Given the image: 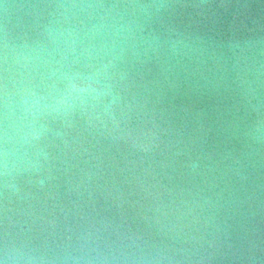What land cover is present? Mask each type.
Instances as JSON below:
<instances>
[{
  "label": "water",
  "instance_id": "obj_1",
  "mask_svg": "<svg viewBox=\"0 0 264 264\" xmlns=\"http://www.w3.org/2000/svg\"><path fill=\"white\" fill-rule=\"evenodd\" d=\"M0 264H264V0H0Z\"/></svg>",
  "mask_w": 264,
  "mask_h": 264
}]
</instances>
